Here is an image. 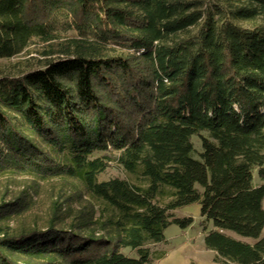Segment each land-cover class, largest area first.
I'll use <instances>...</instances> for the list:
<instances>
[{"label":"trees","instance_id":"trees-1","mask_svg":"<svg viewBox=\"0 0 264 264\" xmlns=\"http://www.w3.org/2000/svg\"><path fill=\"white\" fill-rule=\"evenodd\" d=\"M35 41L52 58L0 76V177L32 181L0 193V264H154L193 204L215 262L264 264V0H0V59Z\"/></svg>","mask_w":264,"mask_h":264},{"label":"rangeland","instance_id":"rangeland-1","mask_svg":"<svg viewBox=\"0 0 264 264\" xmlns=\"http://www.w3.org/2000/svg\"><path fill=\"white\" fill-rule=\"evenodd\" d=\"M78 37L75 31H69L61 35V41L67 38ZM48 45L40 41H35L25 52L13 57L11 59H0V76H18L30 70L39 69L46 60L52 58L46 55L48 52ZM196 148L202 151L201 142L197 137L193 138ZM126 179L133 184H143L144 182L137 179L135 176L129 175L121 169L115 162L107 169L101 176L100 180L105 181L109 179ZM29 177H12L10 175L0 177V193L4 188L16 192L24 186L30 184ZM255 185L261 184L258 170L254 172ZM63 187V183L59 181L40 183V188L37 192H32L34 200H36V207L34 213L36 220H41L47 213L48 204L52 195ZM165 196L159 197L157 202L165 206L170 198V191L166 190ZM72 209L79 208V202L73 200L71 202ZM98 209V205H97ZM174 215L179 218L192 217L194 223L188 228H181L179 225H171L165 230V241L154 244L149 243L146 247L150 250L154 260V264H222L215 262L216 253L207 249L205 245V238L207 231L212 229L210 224L201 216V206L193 204L180 208L174 212ZM230 236L248 242L255 243L257 240L252 238L241 237L233 232L228 233ZM124 253L129 256H136L135 252L130 249H125Z\"/></svg>","mask_w":264,"mask_h":264}]
</instances>
